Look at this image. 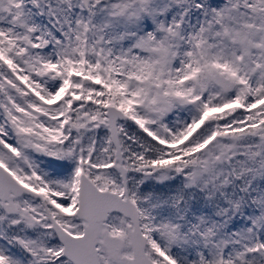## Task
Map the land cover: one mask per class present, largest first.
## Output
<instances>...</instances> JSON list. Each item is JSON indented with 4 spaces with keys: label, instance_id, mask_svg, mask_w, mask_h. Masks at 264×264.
<instances>
[{
    "label": "snow or ice",
    "instance_id": "6c2138e0",
    "mask_svg": "<svg viewBox=\"0 0 264 264\" xmlns=\"http://www.w3.org/2000/svg\"><path fill=\"white\" fill-rule=\"evenodd\" d=\"M0 264H264V0H0Z\"/></svg>",
    "mask_w": 264,
    "mask_h": 264
}]
</instances>
